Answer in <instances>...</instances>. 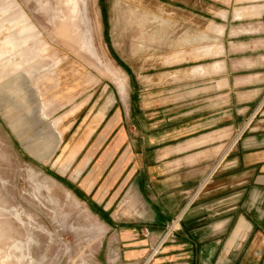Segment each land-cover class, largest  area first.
<instances>
[{"label":"rangeland","instance_id":"1","mask_svg":"<svg viewBox=\"0 0 264 264\" xmlns=\"http://www.w3.org/2000/svg\"><path fill=\"white\" fill-rule=\"evenodd\" d=\"M233 3L0 0V264H121L97 169L119 133L211 107ZM166 227L142 230L150 254Z\"/></svg>","mask_w":264,"mask_h":264},{"label":"crops","instance_id":"2","mask_svg":"<svg viewBox=\"0 0 264 264\" xmlns=\"http://www.w3.org/2000/svg\"><path fill=\"white\" fill-rule=\"evenodd\" d=\"M233 4L244 30L230 38L243 42L213 68L211 107L148 135L119 133L97 169L121 264H264V0ZM169 225L172 239L150 254L142 230Z\"/></svg>","mask_w":264,"mask_h":264},{"label":"built area","instance_id":"3","mask_svg":"<svg viewBox=\"0 0 264 264\" xmlns=\"http://www.w3.org/2000/svg\"><path fill=\"white\" fill-rule=\"evenodd\" d=\"M172 227V226H171ZM171 227H169L168 229H167V233L172 229ZM145 233H146V236H148V234H149V232L147 231V230H145ZM167 235V234H166Z\"/></svg>","mask_w":264,"mask_h":264}]
</instances>
